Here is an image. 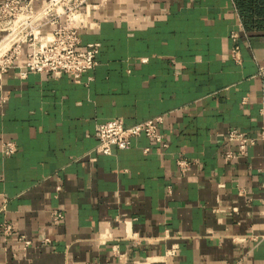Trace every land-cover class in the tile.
Segmentation results:
<instances>
[{
  "label": "crops",
  "instance_id": "crops-1",
  "mask_svg": "<svg viewBox=\"0 0 264 264\" xmlns=\"http://www.w3.org/2000/svg\"><path fill=\"white\" fill-rule=\"evenodd\" d=\"M89 11L82 45L100 44L98 64L81 81L17 67L0 78V233L14 227L0 264H264V141L224 157L239 150L230 130L263 125L264 0ZM157 116L161 141L97 151L100 122Z\"/></svg>",
  "mask_w": 264,
  "mask_h": 264
},
{
  "label": "built area",
  "instance_id": "built-area-1",
  "mask_svg": "<svg viewBox=\"0 0 264 264\" xmlns=\"http://www.w3.org/2000/svg\"><path fill=\"white\" fill-rule=\"evenodd\" d=\"M92 0H0V78L10 68L17 67L19 76L24 78L30 72L52 73L59 76L71 74L76 81L98 64L99 43L82 45L80 31L86 28L90 17L89 7ZM235 37V35H234ZM232 57L241 61L239 46L232 49ZM264 68H260L263 73ZM91 78V77H89ZM161 116L127 125L121 118L100 122L96 126L98 139L97 151L111 154L113 147L127 148L132 138L145 134L158 141L162 140L158 132ZM228 139L237 142V152L228 151L227 159L247 154L249 146L258 139L264 141V121L259 136H251L238 129L230 130ZM17 145L13 141L3 144L5 155L14 154ZM184 170L189 165L186 159L178 160ZM264 214V200H263ZM52 217L56 221L64 218L63 211H55ZM14 227L9 222L1 225L0 244L10 241ZM27 247L31 240L21 238ZM48 241V239L43 240Z\"/></svg>",
  "mask_w": 264,
  "mask_h": 264
},
{
  "label": "bare ground",
  "instance_id": "bare-ground-1",
  "mask_svg": "<svg viewBox=\"0 0 264 264\" xmlns=\"http://www.w3.org/2000/svg\"><path fill=\"white\" fill-rule=\"evenodd\" d=\"M3 44H4V43H3ZM3 44H1V45H0V47H2V46H3Z\"/></svg>",
  "mask_w": 264,
  "mask_h": 264
}]
</instances>
